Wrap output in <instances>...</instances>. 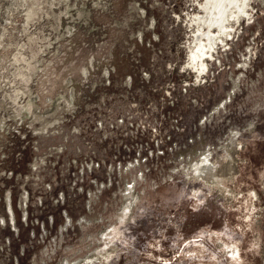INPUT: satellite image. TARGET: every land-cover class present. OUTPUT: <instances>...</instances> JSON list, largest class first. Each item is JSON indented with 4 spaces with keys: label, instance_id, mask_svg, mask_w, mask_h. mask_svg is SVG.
Listing matches in <instances>:
<instances>
[{
    "label": "rangeland",
    "instance_id": "rangeland-1",
    "mask_svg": "<svg viewBox=\"0 0 264 264\" xmlns=\"http://www.w3.org/2000/svg\"><path fill=\"white\" fill-rule=\"evenodd\" d=\"M204 2L0 0V264H264V0L201 72Z\"/></svg>",
    "mask_w": 264,
    "mask_h": 264
},
{
    "label": "bare ground",
    "instance_id": "bare-ground-1",
    "mask_svg": "<svg viewBox=\"0 0 264 264\" xmlns=\"http://www.w3.org/2000/svg\"><path fill=\"white\" fill-rule=\"evenodd\" d=\"M246 1L247 0H205L202 6L205 12V17L199 18V20L207 26L208 31L198 32L195 35L197 46L196 49L194 51L191 50L192 52L189 54V61L194 64V68L201 72L205 70V65L200 62L207 57L206 55L208 51L212 49L217 37L216 34L211 33V29L217 28L221 33H225L227 30L225 24L228 19H230L229 17L233 18L241 14L244 10ZM240 3L242 6H240ZM234 9L237 11L236 15L233 14ZM203 37L205 38L206 43L201 41ZM202 165L206 164L204 163ZM197 168H199V166H197Z\"/></svg>",
    "mask_w": 264,
    "mask_h": 264
},
{
    "label": "flooded vegetation",
    "instance_id": "flooded-vegetation-1",
    "mask_svg": "<svg viewBox=\"0 0 264 264\" xmlns=\"http://www.w3.org/2000/svg\"><path fill=\"white\" fill-rule=\"evenodd\" d=\"M239 1H241V0H239ZM247 1H248V0H247ZM247 1H246V4H245V7H244V10H243V12H245V9H246V6H247ZM240 6H242V4H241V3H240ZM243 12H242V13H243ZM233 14H235V15H236V14H237V11H233ZM225 26H226V24H225ZM212 29H213V28H212ZM212 29H211V30H212ZM216 29H217V28H216ZM226 29H227V27H226ZM217 30H218V29H217ZM199 32H200V31H199ZM201 32H205V30H203V31H201ZM218 32H220L219 34H222V33H221V31H219V30H218ZM211 33H213V34H214V32H213V31H211ZM223 34H224V33H223ZM216 35H217V34H216ZM216 38H217V37H216ZM203 39H204V37H203ZM215 40H216V39H215ZM212 48H213V46H212ZM207 54H208V53H207ZM205 58H207V57H205Z\"/></svg>",
    "mask_w": 264,
    "mask_h": 264
}]
</instances>
